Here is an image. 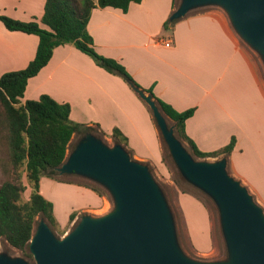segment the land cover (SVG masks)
<instances>
[{
	"label": "crops",
	"instance_id": "1",
	"mask_svg": "<svg viewBox=\"0 0 264 264\" xmlns=\"http://www.w3.org/2000/svg\"><path fill=\"white\" fill-rule=\"evenodd\" d=\"M44 1L0 0V14L35 19L46 27L40 23ZM179 3L141 0L131 2L125 12L93 8L86 26L93 47L122 64L137 84L151 88L175 110L194 108L184 128L200 150H217L234 136L226 162L229 174L264 205V79L259 62L222 8H194L168 22ZM167 38L172 40L169 46L162 43ZM37 43L35 34L8 30L0 21V76L26 67ZM41 94L67 102L74 122L106 134L117 127L134 160L149 163L159 174L165 172L160 131L146 102L121 76L72 44L53 49L48 62L27 80L22 101ZM77 192L87 198L77 211L98 212L106 201L89 188ZM177 197L180 205L196 202L183 192ZM68 215L60 228L66 226ZM204 232L208 238V230Z\"/></svg>",
	"mask_w": 264,
	"mask_h": 264
},
{
	"label": "water",
	"instance_id": "2",
	"mask_svg": "<svg viewBox=\"0 0 264 264\" xmlns=\"http://www.w3.org/2000/svg\"><path fill=\"white\" fill-rule=\"evenodd\" d=\"M217 4L245 43L264 61V0H180L170 16ZM146 102L170 156L187 182L216 203L228 250L225 261L200 262L180 250L170 211L148 166L131 159L120 144L109 147L93 134L78 140L58 168L92 178L110 193L114 209L101 216L83 215L64 237L57 238L40 219L29 241L33 264H264V215L247 188L226 170V159H195L173 133L154 99ZM0 264H30L0 254Z\"/></svg>",
	"mask_w": 264,
	"mask_h": 264
},
{
	"label": "trees",
	"instance_id": "3",
	"mask_svg": "<svg viewBox=\"0 0 264 264\" xmlns=\"http://www.w3.org/2000/svg\"><path fill=\"white\" fill-rule=\"evenodd\" d=\"M140 1L45 0L40 23L46 27H42L35 19L21 21L0 14V21L8 30L32 33L38 37L35 55L26 67L4 72L0 76V138L5 141L8 154L6 160L0 161L3 172L8 176L0 185V241L20 250L23 253L22 258L30 264L34 261L28 245L37 217L43 219L53 233V227L56 226L53 204L40 193L39 181L42 175L57 177L61 174L58 168L67 158L71 137L80 135L81 139L86 134H93L103 141V137L108 136L114 144L122 145L133 159L127 149V138L117 127L106 134L97 127L74 122L69 117L70 105L67 102H58L47 94L22 101L27 80L48 62L56 46L72 44L103 69L121 76L136 91L139 89L148 93L165 119L170 120V124H167L173 127L174 136L194 158L217 157L222 154L221 157L227 162V156L234 147L235 138L232 136L226 145L217 150H200L186 135L184 128L185 120L192 115L194 108L175 110L155 96L151 88L145 89L137 84L122 64L94 49L92 37L86 28L91 10L95 7H113L125 12L131 2ZM174 20L169 17L168 22ZM161 139L165 143L162 135ZM162 161L164 162L163 155ZM142 163L147 165L146 162ZM148 169L150 171L149 167ZM78 184L99 196L106 190L100 184ZM26 188H29L27 200L21 201V194ZM76 213L77 211L69 213V222Z\"/></svg>",
	"mask_w": 264,
	"mask_h": 264
},
{
	"label": "rangeland",
	"instance_id": "4",
	"mask_svg": "<svg viewBox=\"0 0 264 264\" xmlns=\"http://www.w3.org/2000/svg\"><path fill=\"white\" fill-rule=\"evenodd\" d=\"M208 6H217L219 8H222L217 4H207L199 8ZM192 10L194 11V9ZM195 10H197V8ZM188 12H191V10H189ZM243 44L247 46L250 53L256 60H258L260 70L264 79V61L261 54L256 49L245 43V41H243ZM169 121L168 123L170 124ZM80 137V135H73L71 137V144L67 150L66 157L71 152L72 148L80 139ZM103 142L106 143L109 147H112L114 145V142L108 136L103 137ZM161 144L162 155L164 156L163 164L165 167V172L159 174L149 163H146L150 168V173L153 179L162 191L165 202L170 211L175 238L180 250L188 258L200 262H215L227 260L228 250L222 232L219 210L216 203L203 190L186 181V179L178 170L177 165L170 156L167 145L163 142L162 139ZM7 155V145L5 141L0 138V161L6 160ZM220 158L221 156L204 158L195 157V159L197 160L208 161H216ZM226 170L228 173H230L228 164H226ZM252 170H250V173H252ZM61 174H58L57 177L42 175L40 180V193L53 204V215L56 221V226L53 227V231L58 238L64 237L69 231H71L83 215L89 214L92 216H101L111 212L114 209L115 205L112 196L107 190H105L102 196L106 198V201L100 211H77L79 210L80 206L87 201L86 197L80 196L77 192V190L87 187L78 183H85L88 185H96L99 183L92 178L76 173H67V175ZM6 179H8V176L3 172L0 166V185ZM68 180L75 183L68 182ZM23 181L25 182L24 178ZM182 190L183 193H186L189 196L193 197L196 202L189 199L190 201H185V204H181V206L178 202L177 195L179 193H182ZM248 192L252 196V199L261 207L262 213L264 215V205L256 200V197L252 192ZM28 194L29 188H26L21 194V201L27 200ZM72 211H77V217H75L70 224L67 220L66 226L60 228V226H62L66 222V215L68 214V212L70 213ZM39 221L40 219L39 217H37V222L34 226L33 233L35 232ZM206 229L208 230V238L206 237L207 235L204 232ZM0 254H4L11 258L23 257V253L20 250L11 247L8 244L5 245L1 241Z\"/></svg>",
	"mask_w": 264,
	"mask_h": 264
},
{
	"label": "built area",
	"instance_id": "5",
	"mask_svg": "<svg viewBox=\"0 0 264 264\" xmlns=\"http://www.w3.org/2000/svg\"><path fill=\"white\" fill-rule=\"evenodd\" d=\"M172 40L170 38H167V39H163L162 40V43L165 45V46H169L171 44Z\"/></svg>",
	"mask_w": 264,
	"mask_h": 264
}]
</instances>
